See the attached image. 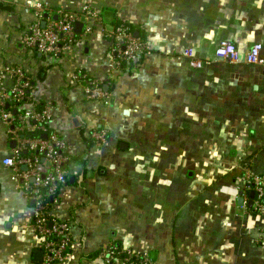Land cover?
Masks as SVG:
<instances>
[{
	"label": "crops",
	"instance_id": "obj_1",
	"mask_svg": "<svg viewBox=\"0 0 264 264\" xmlns=\"http://www.w3.org/2000/svg\"><path fill=\"white\" fill-rule=\"evenodd\" d=\"M39 3L90 5L108 28L121 16L152 53L111 84V43L99 28L47 59L23 45ZM222 41L235 43L239 63L216 59ZM257 43L264 0H0V73L26 70L35 85L26 105L50 106L48 128L71 158L51 207L71 225L66 264H106L99 255L113 243L155 264H264V219L239 205L236 186L244 168L264 174V67L245 61ZM186 49L203 69L190 68ZM78 71L105 83L107 98L87 99ZM11 86L6 76L0 92ZM97 129L108 140L89 147ZM11 142L0 117V264H37L34 205L4 164Z\"/></svg>",
	"mask_w": 264,
	"mask_h": 264
},
{
	"label": "built area",
	"instance_id": "obj_2",
	"mask_svg": "<svg viewBox=\"0 0 264 264\" xmlns=\"http://www.w3.org/2000/svg\"><path fill=\"white\" fill-rule=\"evenodd\" d=\"M35 17V22L25 31L23 45L47 59L69 53L80 36H88L99 28L111 43L106 60L109 84L116 80L117 74L140 63L152 53L149 42L137 36L121 16L115 26L108 28L102 16L90 5L80 11H70L50 10L49 6L39 3L35 7ZM78 24L83 25L80 34L76 32ZM183 55L193 70L204 68L206 62L195 57L191 49H186ZM215 56L217 60L230 63H239L241 60L237 46L229 41L219 43ZM245 61L264 67V46L254 44L245 54ZM6 76L12 80V86L0 92V117L7 122L11 140L16 142V147L4 159V164L19 172L23 193L28 201H34L35 216L32 225L38 238L37 249L43 251V259L37 264H66L73 244L71 225L69 221L55 218L51 207L68 181L71 158L67 144L57 132L48 128L50 106L46 105L42 112L31 109L18 115L14 113L30 99L35 87L26 70L20 66H11L1 71L0 91L5 86ZM74 81L85 84V95L89 100L106 99L108 96L104 90L105 83L90 79L83 71L76 73ZM28 134L34 136H26ZM91 138L98 145L105 144L108 140L103 129H97ZM22 167H26V170L20 171ZM236 186L244 199V208L248 209V202L252 200L249 211L264 219V174L244 168V174ZM251 193H254L253 199L250 198ZM261 240L264 242V227ZM99 257L106 264H155L149 254L114 243L103 249Z\"/></svg>",
	"mask_w": 264,
	"mask_h": 264
},
{
	"label": "water",
	"instance_id": "obj_3",
	"mask_svg": "<svg viewBox=\"0 0 264 264\" xmlns=\"http://www.w3.org/2000/svg\"><path fill=\"white\" fill-rule=\"evenodd\" d=\"M46 17L48 16V14H46L45 15ZM56 19H57V17H55ZM43 26H45V22H43ZM82 29H83V25L82 24H78L77 25V27H76V32L78 33V34H80L81 33V31H82ZM136 35L137 36H139L138 35V33H136ZM104 90L105 91H108V86L107 85H105L104 86ZM76 124H78V121L77 120H75L74 121ZM16 147V142L15 141H12L11 142V148H15ZM44 161V160H43ZM24 169H26V167H23ZM240 195H241V192H240ZM250 198L251 199H253L254 198V193H251L250 194ZM32 202V204L34 205V201H31ZM238 203H239V205H244V199H243V197H241V198H239V200H238ZM248 207L250 208V207H252V200L250 201V202H248ZM42 259H43V251L42 250H37L36 252H35V260H36V262H41L42 261Z\"/></svg>",
	"mask_w": 264,
	"mask_h": 264
},
{
	"label": "trees",
	"instance_id": "obj_4",
	"mask_svg": "<svg viewBox=\"0 0 264 264\" xmlns=\"http://www.w3.org/2000/svg\"><path fill=\"white\" fill-rule=\"evenodd\" d=\"M118 22H116V24H117ZM130 26V25H129ZM131 27V26H130ZM132 28V27H131ZM132 30L134 31V29L132 28ZM140 38H142V39H145L143 36H140ZM146 40V39H145ZM41 79H43V78H41ZM26 104H28V101H26L25 103H23V105H21V107H20V109L16 112V111H14V113L16 114V115H18L20 112L22 113V112H24V111H27V110H31L32 108H30L31 106H28V105H26ZM35 106V105H34ZM46 106V104L45 103H40V104H38V106L36 107V110L37 111H39V112H42V110L44 109V107ZM6 108H8V106H6ZM81 133L83 134V131H81ZM35 135H38V134H35ZM26 136H34L33 134H28V135H26ZM85 142L86 143H88V145H89V147H91V146H94L95 144H96V141L95 140H93V139H85ZM24 154L25 155H29V153L27 154V153H25L24 152ZM81 159H80V157H77V158H75V162L76 163H81V161H80Z\"/></svg>",
	"mask_w": 264,
	"mask_h": 264
},
{
	"label": "rangeland",
	"instance_id": "obj_5",
	"mask_svg": "<svg viewBox=\"0 0 264 264\" xmlns=\"http://www.w3.org/2000/svg\"><path fill=\"white\" fill-rule=\"evenodd\" d=\"M251 47H252V46H251ZM193 172H195V170H194Z\"/></svg>",
	"mask_w": 264,
	"mask_h": 264
}]
</instances>
